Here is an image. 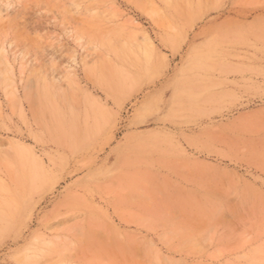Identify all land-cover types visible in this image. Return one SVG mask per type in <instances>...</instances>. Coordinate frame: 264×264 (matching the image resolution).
I'll return each mask as SVG.
<instances>
[{
	"label": "rangeland",
	"instance_id": "rangeland-1",
	"mask_svg": "<svg viewBox=\"0 0 264 264\" xmlns=\"http://www.w3.org/2000/svg\"><path fill=\"white\" fill-rule=\"evenodd\" d=\"M0 14V264H264V0Z\"/></svg>",
	"mask_w": 264,
	"mask_h": 264
},
{
	"label": "clouds",
	"instance_id": "clouds-1",
	"mask_svg": "<svg viewBox=\"0 0 264 264\" xmlns=\"http://www.w3.org/2000/svg\"><path fill=\"white\" fill-rule=\"evenodd\" d=\"M8 7H12V5L11 4H9V5H7ZM0 15H2V14H0Z\"/></svg>",
	"mask_w": 264,
	"mask_h": 264
}]
</instances>
